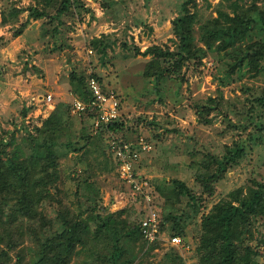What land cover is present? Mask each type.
<instances>
[{
  "label": "rangeland",
  "instance_id": "obj_1",
  "mask_svg": "<svg viewBox=\"0 0 264 264\" xmlns=\"http://www.w3.org/2000/svg\"><path fill=\"white\" fill-rule=\"evenodd\" d=\"M187 1L80 0L65 18L66 44L55 49L40 20H31L22 35L14 36L29 16L27 8L36 4L33 0H0V137L5 149L1 166L10 167L9 159L25 162L32 188L35 178L44 174L40 157L37 162L30 159L29 142L33 137L55 143L60 177L48 186L54 199L39 203L45 217L54 219L67 212L86 218L95 199L96 213L101 215L121 212L130 224H137L143 215L145 203L136 201L119 179L109 138L85 137L87 129L70 113L78 96L70 74L90 75L94 69L108 85L107 91L114 90L122 101L124 124L116 134L135 142L144 137L153 147L142 152L136 172L154 187L152 195L162 207L161 214L184 211L195 216L187 227V237L194 241L191 247L169 243L167 223L157 244L149 245L143 237L123 238L125 251L117 264H169L175 256L181 258L176 264H200L194 246L201 216L231 191L247 192L250 186L264 183V106L254 100L264 96V58L254 62L264 49L256 44H264V1L191 2L189 11L196 16L192 56L182 49L173 24ZM15 8L23 12L11 22L7 16ZM235 16L243 22L231 21ZM240 24L251 29L228 41V28ZM97 37L109 43L107 55L90 46ZM155 45L173 55L159 59L144 54ZM148 72L152 75L146 76ZM48 93L53 95L51 101L46 99ZM12 138V144L7 142ZM70 140L74 145L66 143ZM236 145L244 148V157L210 188L204 186L198 177L208 173L211 157L220 158ZM174 179L184 181L196 199L173 197ZM16 200L13 193L0 194V203L8 210ZM17 219L29 222L23 215ZM8 223L10 229L16 227ZM32 226L40 228V221ZM251 227L255 235L249 242L260 253L259 264H264V215L254 218ZM12 237L13 248L0 244V264H33V233L21 236L14 231ZM40 237H45L44 232ZM112 244L111 238L90 239L86 247L78 246L69 264H113Z\"/></svg>",
  "mask_w": 264,
  "mask_h": 264
},
{
  "label": "trees",
  "instance_id": "obj_2",
  "mask_svg": "<svg viewBox=\"0 0 264 264\" xmlns=\"http://www.w3.org/2000/svg\"><path fill=\"white\" fill-rule=\"evenodd\" d=\"M36 4L27 8L29 16L25 22H23L15 31L14 36H20L23 34L25 28L29 25L31 20H40L43 22V28L47 34L53 39L54 48L62 49L63 44H66L65 36L69 29L66 16L72 10V6L79 7L80 0H33ZM196 0H188L182 8L181 15L174 21L176 28V34L181 41L182 49L192 56L196 54L194 50V36H193V23L195 15L190 13L189 4ZM264 1V0H263ZM78 3V4H76ZM78 5V6H77ZM55 11H52V10ZM23 9H13L9 11L7 17H10L11 22L18 21ZM6 17V18H7ZM241 19L239 16L230 17V20ZM58 20V24H56ZM237 22V21H236ZM238 22H243L241 19ZM251 26L248 24H240L229 27L227 30L228 41L236 39L237 36H243L247 34ZM62 38V41L60 39ZM261 48H264V44L256 43ZM90 46L100 54L106 53L109 43L105 41L104 37L93 38L90 41ZM59 47V48H58ZM138 50V49H137ZM258 57L254 59V62L259 58H264V49L259 51ZM144 54H152L157 58H167L172 56L171 53H166L158 45L150 46L144 52ZM181 59L178 58V60ZM243 60V59H242ZM238 61L235 63L231 70H235L242 64ZM251 62V61H250ZM150 63V67H151ZM94 69V67H93ZM152 73H146V76H151ZM90 77H94L101 84L104 91L107 90L108 85L105 84L97 71L94 69L89 74L73 71L70 74V81L73 87L76 86L74 92L84 100L90 98V91L88 89V80ZM120 100V108L122 101L119 94H117ZM258 105L264 106V96L254 99ZM97 111L87 109V111L80 117L79 122L82 127L86 128L88 135L85 137L90 139V136L105 137L111 140L113 137L123 141H132L131 138L122 137L116 134L121 131L123 122L120 117L109 125H101L97 130L94 129V120L97 118ZM115 135V136H114ZM86 138V139H87ZM10 140V139H9ZM12 141H7L12 144ZM4 141L0 137V194L5 192L13 193L17 196V200L13 206H7L0 203V244H6V246H16L15 238L12 237V233L17 231L22 236H27L29 233H33L35 241L30 249L32 253L33 264H69L73 257L78 254V246L86 247L90 239H97L98 237L111 238L113 244V254L110 255L109 260L113 264H117V260L124 254V247L121 244L123 238L135 239L142 237L140 230V219L137 224H130L124 218L121 217L122 213H107L101 215L96 213V206L98 201L94 200L91 210L87 214L86 218L80 215L64 214L58 215L54 219L46 218L43 212L38 208L39 203L45 199H54V193L48 187L58 181L60 175L58 170V155L53 149L55 143L49 142L48 139L38 141L32 137L29 142L31 145L32 153H30V159L37 162L40 157L41 172L44 174L42 177H36L33 187L28 184V175L30 174L28 165H25L23 161L10 160V167L4 169L1 165L3 163L2 158L5 154V149L1 148L4 145ZM5 143V145L7 144ZM45 143V144H44ZM67 144H73V141H67ZM34 145V146H33ZM33 146V147H32ZM45 148L44 150H42ZM74 149L76 147H73ZM77 149V148H76ZM245 155L244 148L240 145L234 147H228L222 157L218 158L213 155L211 161L207 164L208 173L200 174L198 179L204 186L210 188L212 184L219 181L228 169L236 165ZM114 166L117 168V162L114 158ZM138 167V166H137ZM137 169V168H136ZM173 184V197H182L187 195L191 200H195L196 196L191 192L186 183L182 180L174 179ZM81 187V183L78 184ZM92 187V186H88ZM166 196V194L163 192ZM60 204L61 199H58ZM155 206H157L161 215V233L164 232V228L167 223L170 230V234L178 235L182 238V245L191 247L194 241H191L187 237V227L190 220L195 218L191 217L187 212L181 211L180 213H169L163 216L161 214L160 203L157 202L154 197ZM5 210L9 212L6 213ZM102 210H105L102 207ZM144 214V211H143ZM23 215L25 221L18 220L17 217ZM264 215V183H257L255 187L250 186L247 192H244L241 188L228 193L227 197L222 198L215 203L211 210L201 216L199 222L200 233L197 238V246L195 250L199 255L200 264H259L260 253L256 247L252 246L249 240L253 238L255 234L252 231L253 219ZM24 220V219H23ZM85 220V221H84ZM9 223L16 227L7 226ZM40 221L41 227L32 226V222ZM22 222V223H20ZM8 223V224H9ZM44 232V238L40 237V233ZM159 242V241H157ZM154 243V244H157ZM181 261L179 256L171 258L169 264H176ZM181 263V262H180Z\"/></svg>",
  "mask_w": 264,
  "mask_h": 264
},
{
  "label": "built area",
  "instance_id": "obj_3",
  "mask_svg": "<svg viewBox=\"0 0 264 264\" xmlns=\"http://www.w3.org/2000/svg\"><path fill=\"white\" fill-rule=\"evenodd\" d=\"M88 89L91 93L88 100L79 96L73 98L71 102L70 113L72 116L81 117L87 109L97 111V118L94 120V129L101 125H109L116 121L120 116V100L114 90L104 91L101 84L94 77L88 80ZM53 95L48 93L46 99L51 101ZM151 143L144 137L135 141H121L116 137L110 140V149L117 162V172L119 179L128 185L133 197L143 206L144 214L140 217V230L143 239L149 244H154L162 239L161 233V215L154 204L152 195L154 187L150 184L148 178L136 172V166L142 155V152L151 151ZM172 245H182V238L178 235H172L167 238Z\"/></svg>",
  "mask_w": 264,
  "mask_h": 264
}]
</instances>
